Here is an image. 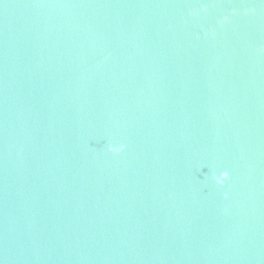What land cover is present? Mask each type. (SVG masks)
I'll return each instance as SVG.
<instances>
[{"label":"water","instance_id":"obj_1","mask_svg":"<svg viewBox=\"0 0 264 264\" xmlns=\"http://www.w3.org/2000/svg\"><path fill=\"white\" fill-rule=\"evenodd\" d=\"M0 264H264V0H0Z\"/></svg>","mask_w":264,"mask_h":264},{"label":"clouds","instance_id":"obj_2","mask_svg":"<svg viewBox=\"0 0 264 264\" xmlns=\"http://www.w3.org/2000/svg\"><path fill=\"white\" fill-rule=\"evenodd\" d=\"M123 145L120 146V148H113V147H109V151H113V152H119L123 150ZM228 172H221L219 176L215 177V182L218 185H223L224 181L228 179Z\"/></svg>","mask_w":264,"mask_h":264}]
</instances>
